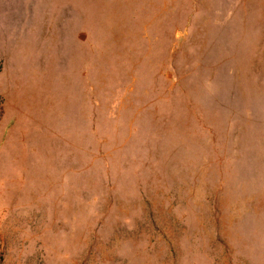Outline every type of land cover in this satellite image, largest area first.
Returning <instances> with one entry per match:
<instances>
[{
    "label": "rangeland",
    "instance_id": "1",
    "mask_svg": "<svg viewBox=\"0 0 264 264\" xmlns=\"http://www.w3.org/2000/svg\"><path fill=\"white\" fill-rule=\"evenodd\" d=\"M263 160L264 0H0V264H264Z\"/></svg>",
    "mask_w": 264,
    "mask_h": 264
},
{
    "label": "crops",
    "instance_id": "2",
    "mask_svg": "<svg viewBox=\"0 0 264 264\" xmlns=\"http://www.w3.org/2000/svg\"><path fill=\"white\" fill-rule=\"evenodd\" d=\"M260 175V176H259ZM259 175L253 181L246 182L245 192L240 189L239 196L247 198L246 208L248 217L254 220V225L249 224L247 228L260 231L261 237L255 238V245L264 262V160Z\"/></svg>",
    "mask_w": 264,
    "mask_h": 264
}]
</instances>
